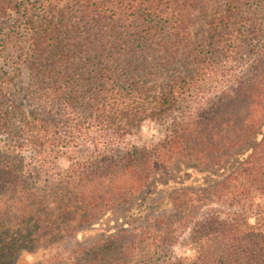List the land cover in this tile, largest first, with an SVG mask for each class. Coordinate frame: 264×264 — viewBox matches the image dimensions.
I'll list each match as a JSON object with an SVG mask.
<instances>
[{
  "label": "trees",
  "instance_id": "16d2710c",
  "mask_svg": "<svg viewBox=\"0 0 264 264\" xmlns=\"http://www.w3.org/2000/svg\"><path fill=\"white\" fill-rule=\"evenodd\" d=\"M73 1L0 0L32 106L0 89V264H264V0Z\"/></svg>",
  "mask_w": 264,
  "mask_h": 264
},
{
  "label": "rangeland",
  "instance_id": "374dc122",
  "mask_svg": "<svg viewBox=\"0 0 264 264\" xmlns=\"http://www.w3.org/2000/svg\"><path fill=\"white\" fill-rule=\"evenodd\" d=\"M34 3L33 11L28 15L38 20L48 14L49 10L55 12L61 9L76 7V1L73 0H32ZM85 2V1H84ZM86 3V2H85ZM88 3V0H87ZM79 16L78 13L73 14V20ZM23 15L17 12H9V14L0 19V89L3 92L4 104L8 108L21 105L23 110L28 112L31 110V102L27 97V93L23 90L29 83V70L25 64L18 65L23 54L27 50L26 22ZM18 122V121H17ZM152 130H144L141 134L128 136L126 141L141 142L151 137ZM7 141L6 134H0V144ZM100 235L98 230L86 231L80 234L76 239H70L71 246L88 245L95 242Z\"/></svg>",
  "mask_w": 264,
  "mask_h": 264
}]
</instances>
